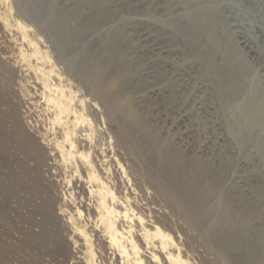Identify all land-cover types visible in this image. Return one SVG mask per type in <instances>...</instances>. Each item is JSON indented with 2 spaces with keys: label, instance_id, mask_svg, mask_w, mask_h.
Segmentation results:
<instances>
[{
  "label": "rangeland",
  "instance_id": "rangeland-1",
  "mask_svg": "<svg viewBox=\"0 0 264 264\" xmlns=\"http://www.w3.org/2000/svg\"><path fill=\"white\" fill-rule=\"evenodd\" d=\"M90 4L0 1V264H82L85 245L71 222L78 226L87 222L76 218L69 197L73 190L64 174L56 176L38 163L15 129L13 111L26 130L32 120L40 124L46 116L37 102L40 85L33 67L20 59V49L28 46L4 24L16 19L28 26L29 36L51 57L56 70L69 71L71 76L64 72L62 76L70 79L67 87L73 88L75 98L85 97L84 103L98 106L105 130L103 148L107 146L109 155L110 149L117 151L123 182H136L152 197L150 206L158 208L150 215L161 218L163 227L178 236L183 253L201 264H248L264 241V218L255 213L231 215L227 232L209 231L212 214L202 207L193 214L196 227H192L147 181L159 179L163 164L169 176L188 180L190 164L201 163L213 178L211 188L195 195L204 199L205 207L214 205L217 212H226L232 202L244 211L264 210V0H91ZM207 9L217 13L205 32L193 16ZM35 10L41 12L40 19L32 16ZM61 10H74L80 22L76 39L64 45L42 32ZM81 54L80 69L65 61L77 63ZM253 94L247 116L260 117L247 128L239 106ZM164 151L171 163L159 161ZM107 177L112 180L110 170ZM126 186L129 199L139 200L136 187L132 191ZM119 191L124 195L123 187ZM89 224L85 231L96 251ZM207 232L216 235L212 238L223 251L208 241ZM222 232L234 234L238 245L224 247L218 237ZM94 262L108 264L98 257Z\"/></svg>",
  "mask_w": 264,
  "mask_h": 264
},
{
  "label": "bare ground",
  "instance_id": "bare-ground-1",
  "mask_svg": "<svg viewBox=\"0 0 264 264\" xmlns=\"http://www.w3.org/2000/svg\"><path fill=\"white\" fill-rule=\"evenodd\" d=\"M84 1L88 6L91 5V0ZM216 13L213 9L196 13L193 16L196 21L195 25L199 30L206 32L213 25ZM32 16L38 19L42 17L41 12L38 10H35ZM4 24L6 27H13L19 34L21 42H25L28 46L27 49H20V59L33 67L36 83L40 85V88H37L36 92V96L40 99L37 102H39L40 106L42 104V110L46 113L44 120L40 119V124H38V121H33L30 118L32 121L30 124L28 122L29 126L26 130L21 128L18 121L19 118L16 112L13 111L12 117L15 122V129L21 134L25 143L24 147L32 151L37 162L53 169L56 176L64 174L68 186L73 190L69 192V197L73 200L76 218H83L84 221H87L83 226H78L73 220L71 222L83 239L82 244L85 245V250L82 252L84 258L82 264H96L94 262L96 257L101 261L107 260L108 264H201L191 261L183 253L178 236L173 235L171 231L163 227L160 217L158 219L150 215L158 207L154 209L151 207L152 205L150 206L152 197L149 198V194L147 196L140 185L136 182L129 183L130 180L126 182V185L132 191L134 190V186L136 187L138 190L137 194L140 193V202H138L139 200H136V202L134 198L132 200L135 202H132L127 196L128 188L123 182L125 175L122 177L118 170L124 171L118 153H116V150L114 152L113 149H110V153L112 154L109 155V151L105 149L107 146L103 148L105 130L100 124L102 117L98 114V106L84 103L85 97L75 98L73 88L67 87L66 81H70V79L66 78L67 80H65L62 76L63 72L67 76H71L69 71L64 69L61 72L54 68V64L51 63V57H48L39 48L37 42L29 36V31H27L28 26L23 21L16 19L12 24L7 22H4ZM49 26L51 34L47 31ZM79 28L80 22L76 12L74 10H61L51 21L47 22L42 32L48 38L54 41L58 40L64 45L67 41L70 42L76 39ZM110 51V47L105 48L106 53ZM63 59L65 60V58ZM83 59L84 56L81 54L78 61H76L77 63H74V61L69 62L67 59L65 61L70 67H74L75 65V67L80 69L83 67ZM33 60H35L34 63ZM102 96L107 98L108 94L104 91L102 92ZM253 98L254 94L249 96L245 102H241L239 106L241 115L248 120L246 121L247 128L260 117L259 115H255L256 117H250L249 119L247 116L249 112L248 107ZM114 145H118L117 141ZM261 154L264 155V147L261 149ZM171 158L168 152L161 153L159 161L165 160V163L168 164ZM187 169L190 170L188 180L184 177L182 178L181 175L171 177L163 164L158 169L157 177L159 179L149 177L147 182L155 194L161 195L164 200L171 203L173 210L189 226L196 227L193 214L199 211V209L201 210L202 207H204L203 209L207 214H212L209 231L213 229L216 231V229L220 230L221 228L223 230L227 229V225L230 222L228 219L231 215L237 218L241 213H247L248 215L255 213L259 217L264 218V210L259 211L251 207L250 209L247 208V211H244L240 206L232 202L229 204V207L227 206L228 209L231 208L227 209L226 212H217L213 208L214 205L205 207L206 202L204 199L198 200L195 195L212 187L213 178L211 172L206 165L201 163H192ZM109 170L112 180H109L107 177ZM119 187L124 188V195H120ZM80 207L86 213H83ZM59 208L61 207L59 206ZM224 209L222 210L224 211ZM71 216H69L70 221L73 218ZM76 218L74 219L75 221ZM162 219H165V217L162 216ZM86 224H89L91 227L90 231L95 233V240L98 246V250L96 251H94L93 244L90 243L89 236L85 231ZM224 231L227 232L226 230ZM243 231L242 233H245V230ZM211 233L207 232L208 241H212L223 251L212 238L216 235ZM227 235L224 232L220 233L218 237L222 241L221 244L227 248L236 247L238 241L236 238H232L234 234ZM259 246L260 250L257 257L250 260V262L248 261V264H264V241ZM259 246L257 247L259 248ZM96 252L98 253L97 256Z\"/></svg>",
  "mask_w": 264,
  "mask_h": 264
}]
</instances>
